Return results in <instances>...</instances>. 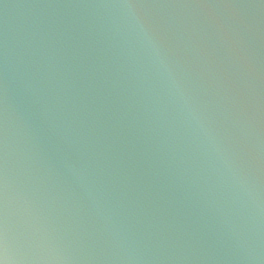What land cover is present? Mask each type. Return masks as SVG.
<instances>
[{"label": "water", "instance_id": "water-1", "mask_svg": "<svg viewBox=\"0 0 264 264\" xmlns=\"http://www.w3.org/2000/svg\"><path fill=\"white\" fill-rule=\"evenodd\" d=\"M4 264H264V0H0Z\"/></svg>", "mask_w": 264, "mask_h": 264}, {"label": "clouds", "instance_id": "clouds-1", "mask_svg": "<svg viewBox=\"0 0 264 264\" xmlns=\"http://www.w3.org/2000/svg\"><path fill=\"white\" fill-rule=\"evenodd\" d=\"M0 264H4V261L3 260H0Z\"/></svg>", "mask_w": 264, "mask_h": 264}]
</instances>
